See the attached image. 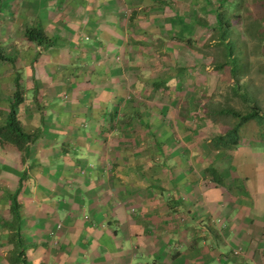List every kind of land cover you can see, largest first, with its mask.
<instances>
[{
  "label": "crops",
  "instance_id": "0c3cea01",
  "mask_svg": "<svg viewBox=\"0 0 264 264\" xmlns=\"http://www.w3.org/2000/svg\"><path fill=\"white\" fill-rule=\"evenodd\" d=\"M148 1L159 5L146 12ZM168 3L0 0V127L18 83L15 117L33 138L25 152L0 140V264H10L5 226L17 191L27 264H264V154L239 144L206 153L216 161L202 166L192 132L183 147L175 131L150 128L189 120L169 119L181 108V77L151 86L146 69L197 31ZM223 161L238 165L234 179L218 178Z\"/></svg>",
  "mask_w": 264,
  "mask_h": 264
},
{
  "label": "rangeland",
  "instance_id": "374dc122",
  "mask_svg": "<svg viewBox=\"0 0 264 264\" xmlns=\"http://www.w3.org/2000/svg\"><path fill=\"white\" fill-rule=\"evenodd\" d=\"M168 1V6L175 8V11L182 12L177 14L185 19L183 23L192 25L194 29L197 28V31L192 33V36H187L189 37L188 44H185L186 41L183 40L166 47L171 52L169 51L167 55L161 52L162 55H159L153 64H149L150 67L146 66V69L149 73L151 86L158 80L163 81L165 79L169 81L172 77L174 79L175 75L176 78L181 77L182 92L179 97L176 96L177 100L180 101L181 106L178 105L181 108L175 112L170 109L169 112L171 111L172 114L169 115V119L174 117V113H178L179 117L188 118L189 120L178 122H174L175 119H173L174 121H151L150 128L151 130L175 131L178 135L179 145L183 147L191 146L193 140L192 144L198 147L199 151L202 149L206 154L210 151L213 152L209 149L210 142L206 144V141L212 140L211 136L213 135H222L224 131L235 124L232 117L223 116L220 113L216 115L213 110L219 112L223 109H233L241 114H246L253 104L259 106L260 116L263 118L261 121H264V93H261V89H264V19H262V17L264 18V0H226L225 2L221 0H178V4L176 3L177 0ZM219 2H224V4L219 5ZM179 4L181 10H179ZM152 5L159 4L148 1L145 11L152 12ZM190 5L196 9V13H187L188 11L183 13L185 11L184 7L189 8ZM218 14L222 15L224 27L228 25L231 33L230 38H225V42L232 44L235 49L234 56L238 57L237 60L241 64L237 76L238 81L232 79L229 71L230 67L217 68L218 65L224 63L225 52L224 46L220 42L222 39H219L220 28L216 27V15ZM149 17L151 16L149 15ZM149 25L151 27L157 26L154 24ZM180 29L179 27L178 37L182 38L183 35V39H187L185 33L181 32ZM133 31L134 33L129 35L132 39H135L137 35H141L137 30ZM163 33L165 34L166 31L163 30ZM146 34L147 36L143 37L146 40V42L144 41L143 50L146 51L147 58L151 59L154 49L150 42L152 36L149 31ZM169 37L171 36L169 35ZM188 47L192 51L190 57L194 55L195 61L193 58H191L192 61H188L189 56L183 54L184 49ZM174 49H179L176 50L179 53L177 62L173 61L174 54H171ZM257 52L261 54L257 55ZM233 84L238 86V88L235 87V92L239 94L237 96L233 94L234 92H231L230 85ZM216 105L218 109H215ZM260 107L263 108L260 109ZM255 121L257 120L247 123L239 131V144L247 146L242 148L244 153H246V150H251L253 153L264 154V124H258ZM191 132L193 133L192 137H196L191 138L192 140L189 141L190 138L185 137L190 135ZM235 134L236 131L234 136L231 134L229 137L236 138L237 134ZM227 150L232 151L234 149L228 147ZM201 154L203 155L200 161L202 166L209 164L211 161H216L214 153L212 155L213 159L208 156L209 154H206V156L204 153ZM232 166L224 161L222 164H218V178L220 179L221 176L225 179H228V177L234 179L235 171L233 169H238V165ZM199 167L201 168V166ZM241 167L244 170L242 164ZM210 173L214 174L213 171H210ZM212 176L208 174V178ZM233 179L227 183L232 185ZM240 182L237 185H240ZM225 189H227L226 186Z\"/></svg>",
  "mask_w": 264,
  "mask_h": 264
},
{
  "label": "trees",
  "instance_id": "16d2710c",
  "mask_svg": "<svg viewBox=\"0 0 264 264\" xmlns=\"http://www.w3.org/2000/svg\"><path fill=\"white\" fill-rule=\"evenodd\" d=\"M226 1V0H221ZM224 2H219V5H223ZM263 18V17H262ZM216 25L219 30V39H222L220 42L224 46V63L218 65L217 68H224L230 67L229 71L233 80L238 81V73L239 69H241V64L237 60L238 57L234 56V47L230 42H225V38H230V31L229 26L226 25L224 27L223 18L221 14L216 15ZM26 36L29 41L36 42L39 46L43 44L45 41L44 35L41 30L39 29H29L26 31ZM16 91L13 95V105L11 106L7 121H5L4 125L0 127V140L4 143H10L15 145L18 150L25 152V145L32 141L29 135L25 134L22 129L20 128L18 121L15 117V107H17L21 103L22 94L19 90L18 83H15ZM223 116H230L234 119L235 124L224 131L223 135H219L218 137L213 138L210 141L209 149L212 151L235 148L239 145L240 136L238 135L239 131L245 127V125L253 120L256 123H263L262 116H260V111L257 105H253L249 107V111L245 114H241L233 109H225L219 112ZM236 131V138H231L229 135L234 136V132ZM235 134V135H236ZM19 192L14 196H11V203H10V213L12 216V220L8 223L5 227L10 231L8 236V242L10 245L13 246L12 254L9 257L10 264H27L26 259L24 256L25 253V244L24 239L21 237L20 232V222H21V215H20V206L17 201V195Z\"/></svg>",
  "mask_w": 264,
  "mask_h": 264
},
{
  "label": "built area",
  "instance_id": "2783aa9c",
  "mask_svg": "<svg viewBox=\"0 0 264 264\" xmlns=\"http://www.w3.org/2000/svg\"><path fill=\"white\" fill-rule=\"evenodd\" d=\"M239 255H240V253H239L238 250L233 251V256L237 257V256H239Z\"/></svg>",
  "mask_w": 264,
  "mask_h": 264
}]
</instances>
